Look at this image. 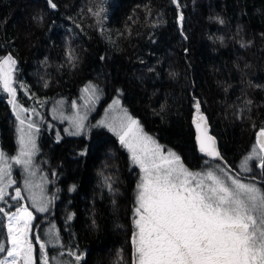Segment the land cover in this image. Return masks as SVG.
Here are the masks:
<instances>
[{"label":"trees","instance_id":"obj_1","mask_svg":"<svg viewBox=\"0 0 264 264\" xmlns=\"http://www.w3.org/2000/svg\"><path fill=\"white\" fill-rule=\"evenodd\" d=\"M53 2L55 9L47 0H0V59L16 61L12 81L23 107L47 111L92 82L104 96L91 122L119 94L144 131L187 167L215 169L207 160L264 181L257 167L239 169L264 128V0ZM197 101L221 162L197 148ZM15 123L0 85V151H15ZM39 147L50 208L33 210L32 228L43 242L54 227L63 246L49 247L50 264L58 252L64 264H132L140 170L118 137L98 126L60 140L41 130ZM35 259L40 264L39 248Z\"/></svg>","mask_w":264,"mask_h":264},{"label":"snow or ice","instance_id":"obj_2","mask_svg":"<svg viewBox=\"0 0 264 264\" xmlns=\"http://www.w3.org/2000/svg\"><path fill=\"white\" fill-rule=\"evenodd\" d=\"M47 2L53 9L57 7L53 0ZM180 19L182 21L183 17ZM15 64L11 56L0 59V85L12 97L9 103L20 123L19 151L11 160L33 177L32 157L37 150L34 125L28 123L25 130V120L20 112L27 110L20 108L15 100L16 89L12 81ZM83 91L89 94L87 103L99 99L95 86L89 84ZM195 109L199 151L213 159H222L215 139L208 134L199 101L195 103ZM117 110L119 115L109 117L106 113L96 126L106 127L118 137L130 153L132 165L142 173L135 197L132 264H264V187L261 186L264 181L256 182L257 178L253 176L245 182L239 175H231L230 170L219 166L217 171L193 172L179 155L170 149L165 151L145 133L140 122L121 107L119 99L113 100L109 112ZM86 118L77 111L71 120L75 131L69 134L79 135ZM253 161L258 163L253 165ZM204 164L208 165L209 161L205 160ZM253 167L259 168L260 175L264 176V128L257 134L256 146L239 165L243 173L252 172ZM10 177L9 157L0 151V201L4 203H7L8 187L15 183ZM24 186L30 192L34 187L28 178L24 180ZM30 198L37 212L48 211L43 196L37 197L32 192ZM11 199H25L20 188ZM15 208L9 214L0 207V213L7 217V233L0 239V264H36L31 236L33 213L20 204ZM2 227L5 226L0 225ZM46 235L47 240L43 242L39 235L35 237L39 243L40 264H50L49 247H63L54 227ZM63 255L58 252L51 260L54 264H64L58 260V256ZM68 255L74 256L76 261L81 259L74 252Z\"/></svg>","mask_w":264,"mask_h":264},{"label":"rangeland","instance_id":"obj_3","mask_svg":"<svg viewBox=\"0 0 264 264\" xmlns=\"http://www.w3.org/2000/svg\"><path fill=\"white\" fill-rule=\"evenodd\" d=\"M13 72H14V69H13ZM12 76H13V74H12ZM89 84L96 87V89H97L96 95L99 97V99L95 100V102H93V103H87V97L89 94H86L83 91V89L86 86H88ZM103 96H104V91L101 87H99L95 83L88 82L81 88L77 99H75L73 101L67 100V99H58L51 105V107L47 111H45L43 108H40L39 110L38 109H27V108L23 107L15 98L16 103L20 106V108L27 110V111L20 112L21 118H23L25 120V125H24L25 130L27 131V124L28 123H32L34 125L33 135H34V138L36 141V149L37 150H36L34 156L32 157L33 166L31 168V171H35V176H33V177H29L28 173L24 172L22 166L16 165L14 163V161L11 160V157L17 155L18 151H19L18 140H19L20 133H19L18 129L20 127V123L16 119V112L13 111L12 104L9 103L11 106V110H12V113L14 115L15 121H16V123H15L16 124V149L13 153H6V154L9 157V163L11 164V177L10 178L12 180H14L15 183L12 184L11 186H9L7 189L8 195L5 197V200L7 201V203L0 201V207H3L5 212H8L9 214H11L12 212H14L16 210L15 206L17 204H20V205L27 207L29 209V211H31L32 213H33V210L36 211V209L32 205V200L30 198L32 192H34L37 197L43 196V200H44V202L47 203L48 209L50 208V199H49V195L47 192L48 180L45 177L44 173L40 170L39 164H38V156H39V152H40V147H39L40 132H41V130H45L48 133H52L55 140H60L64 136H69V137L82 136V135L87 133V131L90 127H96V125H98V122L105 118L106 113L108 114L109 117L114 116V115H119L118 110L115 112H109V108H110V105L112 104L113 100L119 99L121 107L126 108L122 103L120 95L119 94L113 95L104 104V106H103L100 114L98 115V117L94 121L91 122L90 119L92 118L93 114L97 111V108H98L100 101L102 100ZM11 99H12V97L8 94V101ZM73 105H75V107H73ZM77 111H79V114L82 116L86 115L87 118L84 121L85 127L79 135H70L69 134L70 132L75 131L74 127L72 126L71 120L75 117ZM128 113L133 118L137 119L129 111H128ZM140 125H141V123H140ZM141 127L143 128L142 125H141ZM103 128H106V127H103ZM37 129H38V131H37ZM106 129H108V128H106ZM260 130L255 131V133H254L253 147L256 146V138H257V134ZM143 131H144V129H143ZM144 132L147 133L146 131H144ZM148 135H150V134H148ZM156 142L158 144H160L157 140H156ZM164 149H165V151H167L170 148L164 147ZM170 150L173 151L172 149H170ZM250 152L248 154H250ZM242 160H241V162H242ZM251 163L254 165L258 162L253 161ZM208 165L215 167V169H212L209 167V168H205V169H207L206 171H208V170L217 171L218 170L217 166H219L220 168H224L221 164L214 163L212 161H209ZM203 172H205V171H203ZM230 174L234 175L231 172H230ZM140 175H142V173H140ZM26 178L31 179V181L34 185L31 192L25 189L24 180ZM244 181L248 182V180H245V179H244ZM35 185H38L39 187H35ZM17 188H20L21 193L25 197V199L20 200V201H14L11 199V197L15 195V191ZM9 205H12V207H9ZM39 213L43 214L45 212H39ZM33 216H34V213H33ZM33 222H34V219L32 221V225H33ZM0 225L5 226V227L0 228V232L3 233V235L0 236V239H2L6 236V233H7V229H6L7 217L4 216L3 213H0ZM32 232H33V235H32ZM32 232H31V236H34V237H32V242H33L35 252H36L37 248H39V243L35 239L36 232L33 231V228H32ZM34 255H35V253H34Z\"/></svg>","mask_w":264,"mask_h":264},{"label":"water","instance_id":"obj_4","mask_svg":"<svg viewBox=\"0 0 264 264\" xmlns=\"http://www.w3.org/2000/svg\"><path fill=\"white\" fill-rule=\"evenodd\" d=\"M204 117H205V116H204ZM205 118H206V117H205ZM195 119H196V118H194L193 121H192V126H193L194 133H195V141H196V145H197V148H198V150H199V141L197 140V136L199 135V133L196 131V126H195V123H194ZM206 121H207V130H208V134L211 135V136L215 139V141H216V147H217V150L219 151V149H218V144H217V139H216V137L210 132V126H209V122H208L207 118H206ZM202 154H203V156H204L205 158L213 159V158H211V157L206 156L204 153H202ZM220 156H221V155H220ZM213 160H221V159H213Z\"/></svg>","mask_w":264,"mask_h":264},{"label":"flooded vegetation","instance_id":"obj_5","mask_svg":"<svg viewBox=\"0 0 264 264\" xmlns=\"http://www.w3.org/2000/svg\"><path fill=\"white\" fill-rule=\"evenodd\" d=\"M161 146H163L162 144H161ZM213 160V159H212ZM215 161H220L221 162V160H215ZM186 166V165H185ZM187 167V166H186ZM189 170H191V171H193V172H203L202 170L203 169H191V168H189V167H187ZM232 174H234L233 172H231ZM235 175V174H234Z\"/></svg>","mask_w":264,"mask_h":264}]
</instances>
